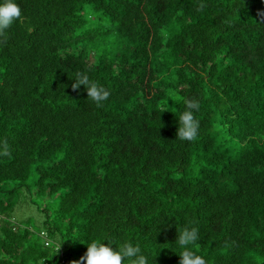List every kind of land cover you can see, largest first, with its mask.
<instances>
[{"label": "trees", "instance_id": "obj_1", "mask_svg": "<svg viewBox=\"0 0 264 264\" xmlns=\"http://www.w3.org/2000/svg\"><path fill=\"white\" fill-rule=\"evenodd\" d=\"M16 2L0 32V264H74L103 241L181 264L184 227L206 264H264V0ZM78 73L108 99L74 89ZM186 100L192 141L177 138Z\"/></svg>", "mask_w": 264, "mask_h": 264}, {"label": "clouds", "instance_id": "obj_2", "mask_svg": "<svg viewBox=\"0 0 264 264\" xmlns=\"http://www.w3.org/2000/svg\"><path fill=\"white\" fill-rule=\"evenodd\" d=\"M22 16V10L16 0H0V32L8 29ZM85 86L88 98L97 104L108 99L110 93L94 82L86 73H78L74 89ZM200 109L197 100H186L185 110L179 116V128L177 138L192 141L198 136L199 122L195 119V113ZM200 239L199 229L196 227H184L178 234L179 246L184 249L181 264H206L203 257L197 255L190 246L195 245ZM104 242V241H103ZM103 242H91L87 244V252L81 257L80 262L74 264H124L126 259L131 258L133 264H148V257L141 248L131 242H125L122 248L113 250L112 244L106 246Z\"/></svg>", "mask_w": 264, "mask_h": 264}, {"label": "rangeland", "instance_id": "obj_3", "mask_svg": "<svg viewBox=\"0 0 264 264\" xmlns=\"http://www.w3.org/2000/svg\"><path fill=\"white\" fill-rule=\"evenodd\" d=\"M57 203H58V199H54L53 202H52V206L56 205ZM41 207L45 208V205H43ZM27 214L26 215H23V217L24 216H27V218L31 217V219H33V221H34L33 222L34 227H37L38 223H41V222H43L45 220L44 219V215L40 212V209L37 208L36 205H33L32 211L29 212V213H27Z\"/></svg>", "mask_w": 264, "mask_h": 264}]
</instances>
